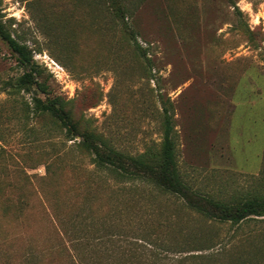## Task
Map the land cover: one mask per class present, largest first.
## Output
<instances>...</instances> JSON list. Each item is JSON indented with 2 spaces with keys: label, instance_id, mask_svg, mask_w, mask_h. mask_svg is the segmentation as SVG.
Returning <instances> with one entry per match:
<instances>
[{
  "label": "rangeland",
  "instance_id": "rangeland-1",
  "mask_svg": "<svg viewBox=\"0 0 264 264\" xmlns=\"http://www.w3.org/2000/svg\"><path fill=\"white\" fill-rule=\"evenodd\" d=\"M131 4L125 20L145 57L121 40V23L102 1L2 0L1 12L51 94L77 99V113L116 149L159 147L166 112L176 166L191 189L225 202L264 197V0ZM21 72L0 40V82ZM31 123L0 90V135L33 175L35 193L27 225L0 218L8 233L0 264L110 262L114 253L125 262L264 264V218L201 216L177 195L94 169L78 137ZM50 163L61 173L59 214L44 198Z\"/></svg>",
  "mask_w": 264,
  "mask_h": 264
},
{
  "label": "trees",
  "instance_id": "trees-1",
  "mask_svg": "<svg viewBox=\"0 0 264 264\" xmlns=\"http://www.w3.org/2000/svg\"><path fill=\"white\" fill-rule=\"evenodd\" d=\"M91 1L105 2L112 16L121 23L119 29L121 40L135 53L145 57L144 49L138 44L134 30L125 20L132 13L133 0ZM1 2L2 0H0V40L15 54L17 65L22 68V72L2 78L0 90L21 104L23 117L32 122L29 126L31 130L35 124L43 123L49 130L51 126L64 130L67 139L75 140L78 137L75 146L80 153L89 156L94 169L110 173L124 181L146 182L158 190L177 195L188 208L206 218L231 224H238L248 218H264L262 196L253 195L241 201L225 202L202 195L181 180L175 160L172 123L166 112L159 147H148L143 152L133 155L112 146L103 134L91 126L90 121L82 113H77L75 106L77 99H65L59 94H51L46 80L41 79L42 69L33 60L31 48L12 35L2 20ZM25 93L29 96L25 97ZM88 101L84 99L83 105L87 107L94 103ZM20 163L7 151L0 135V218L5 222L14 220L18 224L27 225V214L34 207L35 200L31 183L33 175L26 172V164ZM51 165L53 166V163L46 166V177L52 189L49 194L45 192L47 196L44 198L50 201L48 203L54 213L59 214L63 205V200L60 198L61 173H57V165L54 164L52 168ZM80 205L81 203L79 208L84 204ZM79 208L77 209L80 210ZM76 213L73 218L78 216ZM54 216L58 218L57 215ZM76 221L77 219L70 223L74 230ZM7 234L0 230L1 244L7 242ZM152 256L154 259L158 254L152 252ZM109 257L112 260L110 262H68L67 264H164L125 262L117 253L110 254ZM234 264L244 263L234 262Z\"/></svg>",
  "mask_w": 264,
  "mask_h": 264
},
{
  "label": "built area",
  "instance_id": "built-area-1",
  "mask_svg": "<svg viewBox=\"0 0 264 264\" xmlns=\"http://www.w3.org/2000/svg\"><path fill=\"white\" fill-rule=\"evenodd\" d=\"M260 16H261V18H262V19H264V15H263L262 13H261V15H260Z\"/></svg>",
  "mask_w": 264,
  "mask_h": 264
}]
</instances>
